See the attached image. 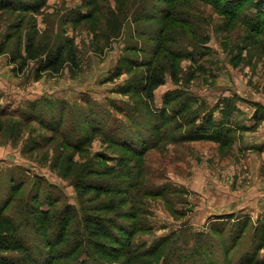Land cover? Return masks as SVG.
<instances>
[{
  "label": "rangeland",
  "instance_id": "1",
  "mask_svg": "<svg viewBox=\"0 0 264 264\" xmlns=\"http://www.w3.org/2000/svg\"><path fill=\"white\" fill-rule=\"evenodd\" d=\"M168 6L164 0H48L40 11H0V212L13 220L31 250L50 251L44 236L26 224V206L36 211L54 204L57 210L84 202L85 211L96 214L114 200L128 216L120 222L132 233L111 250L107 263L264 261V36L223 12L216 0H186L167 23L156 16ZM78 12L87 18L71 21ZM164 28L170 37L156 58L155 38ZM205 37L208 54L196 56L195 63L182 57L175 75L169 68L151 105L132 89L146 75L132 60L163 63L166 48L195 45ZM30 39L45 51L43 58L64 48L69 59L71 46L75 57L59 74L40 73L41 59L30 60L26 52ZM140 48L144 53L134 51ZM167 94L179 97L167 105ZM224 97L235 103L227 120L231 133L223 134L227 141L217 142L210 131L196 136L193 128L201 121L188 127L192 109L206 102L210 109L199 110L203 118ZM166 109L167 118H160L158 112ZM174 112L185 125L177 133ZM213 116L222 119L219 111ZM257 118L259 127L246 130ZM123 128L127 139L135 136L133 144H153L140 154L112 144L111 136ZM116 159L122 167L106 176ZM89 181L122 192L104 188L99 197L93 190L80 202L77 186ZM74 230L71 223L68 240ZM57 233L56 228L47 236L54 240ZM168 237L170 247L160 246ZM63 246L56 255L67 253ZM197 249L203 255L187 257ZM5 255L19 258L23 252ZM64 257L61 264L76 256ZM83 260L88 258L78 257V263Z\"/></svg>",
  "mask_w": 264,
  "mask_h": 264
},
{
  "label": "trees",
  "instance_id": "2",
  "mask_svg": "<svg viewBox=\"0 0 264 264\" xmlns=\"http://www.w3.org/2000/svg\"><path fill=\"white\" fill-rule=\"evenodd\" d=\"M164 1L167 2L169 6L166 7L164 11L156 17H159V19H163L168 23L169 20H172L171 18L173 16L180 14L179 8L186 0ZM47 2L48 0H0V11L14 8L40 11L45 7ZM216 4L218 7L223 4L221 7L223 12L232 14L233 18H239L240 20L247 22L252 28H256L254 32L260 33L261 36H264V0H216ZM144 12H146L144 9L141 10V15H145ZM86 16H88L87 13L78 12L72 18H70V20L78 21L80 19H85ZM165 27L169 32L171 31L169 25ZM166 29H160L159 36L155 38V41H158L157 50L155 51L156 58L161 54L166 41L170 37L169 34H167ZM208 41L209 38L205 37L195 45L186 44L185 46H177L175 49L166 48L164 51L166 54L163 57L165 60L163 63L165 64L157 63L156 61H161L159 58L132 60V62H130L132 66L135 68H144L146 73L145 76L140 78L138 83L132 85V89H137L138 92H141L142 96H144L143 98L146 99L149 105H151V102H153L155 99V92L166 84L168 69L171 68V71H169L175 75L177 72L178 62L180 59H182V57L189 58L194 62L196 56L199 59L200 57L207 55L209 52V48L207 46ZM65 50L66 49L64 48H60L55 51H50L46 58H43L45 51L39 49V47L35 44V40L30 39L26 46V52L30 60L39 61L41 59L39 61L41 65L39 69L40 73L51 72L52 74H59L66 67L69 59H73L75 57V51L72 46L69 47V59H67ZM134 51H137L138 53H144L143 49L141 48L140 50L134 49ZM177 97L179 96H171V94H167L164 98V102L167 105H171V101L173 99H177ZM234 104L235 103L233 99L224 97L223 100L219 102L213 109V111H219L222 114L221 121H215L213 111L211 114L206 115L203 118L201 117V114H199L200 109H210V106L206 102H203L197 109H192L194 116L192 117L191 121L187 123L188 127H190L192 122H196V124H198L197 121H201V124L198 125V128H193L194 132H197L196 136H205L210 131L212 133L208 136L214 137L217 142L227 141L228 138L226 140L223 139V134L226 132L225 135L228 136L231 133V129L228 127L229 124L227 123V120L229 121L232 110L233 108L235 109ZM168 112L169 110L166 109L158 113L160 118L166 119ZM185 114H183L182 117L187 116ZM176 117L178 116L174 112V121L177 122L173 128L175 133L182 131L185 127L184 124L178 123ZM261 120L262 118H257L256 124L251 128H246V130L257 129L261 124ZM55 124L60 126L62 123ZM124 130L125 128H123L120 135L111 136V139L109 140L112 144L123 148H133L134 153L137 154H140L153 144L152 142H149L148 144H145L144 142H141V144H136L138 141L133 144L132 141L136 139L135 136L132 135L130 136V139H127L126 134L123 133ZM66 136L67 134H65L63 138L64 140L67 139ZM122 163L123 162H121L119 159H116V166L107 168L105 175L110 177L114 176L117 172H119L118 167H122ZM89 183V186H86V183L83 182L81 184L79 183L77 186L79 189L78 195L80 202L83 201V199L93 190L98 192L97 194L99 197L105 193L104 188L111 191V193L114 190L119 194L122 192L121 190H118V187H115L112 184H92L91 181H89ZM18 187V185L14 186L13 193L14 190L17 191ZM83 203H80V207L73 204H66L64 205L63 209L57 210L53 209L54 204H50L51 208L47 210L37 209L34 211L30 205L24 208L25 212H27L29 215L26 224L37 235L44 236L46 247L50 249L49 252H46L42 249L34 250V248L31 250V245H27V240H25L24 236L20 235L19 229L14 224L13 220L0 212V264H55L57 262L61 264V259L63 258V260H65L64 256L69 254L72 256L74 254L76 257L68 264H110L106 262V259L114 257V252L111 250L117 247L116 245L126 242L125 238L129 237V235L132 233V231L127 230L128 227L124 228L122 222H120L128 217L123 212H121V205L123 204H121V207H119L118 203L114 200L108 203L105 202L104 206L102 207L103 209H96L98 210L96 214H90L85 211ZM101 211L117 214V220L108 215L106 216L101 214ZM71 223H75V230L73 231L72 239L68 240V229ZM56 228L58 230L57 236L54 240L52 238L50 239V237L47 236V233L51 230H55ZM165 240H172V237L164 239L159 245H162L163 247H170L165 245L167 244ZM60 245H64L63 247L66 248L67 253L56 255L55 253L59 251V248L57 247ZM172 245L175 244L172 243ZM126 246L128 249H130V244H126ZM175 246H172V250L175 249ZM13 250L22 251L23 256L19 258H10L5 255L8 253V251ZM155 250L156 247L153 249H148V252L151 253ZM188 255V258L194 259V257L198 255L201 256L203 254L201 250L197 249L192 254ZM84 256L87 257L88 260H83L78 263V257L81 259ZM62 264H67V262ZM256 264H264V261H259Z\"/></svg>",
  "mask_w": 264,
  "mask_h": 264
}]
</instances>
